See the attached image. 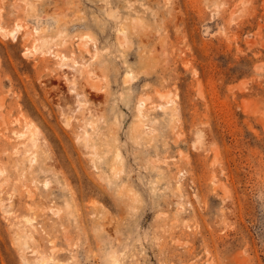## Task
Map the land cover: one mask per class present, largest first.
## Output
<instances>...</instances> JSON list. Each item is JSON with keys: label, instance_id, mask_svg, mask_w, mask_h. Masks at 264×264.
Wrapping results in <instances>:
<instances>
[{"label": "rangeland", "instance_id": "374dc122", "mask_svg": "<svg viewBox=\"0 0 264 264\" xmlns=\"http://www.w3.org/2000/svg\"><path fill=\"white\" fill-rule=\"evenodd\" d=\"M0 170V264H264V0H0Z\"/></svg>", "mask_w": 264, "mask_h": 264}, {"label": "bare ground", "instance_id": "6f19581e", "mask_svg": "<svg viewBox=\"0 0 264 264\" xmlns=\"http://www.w3.org/2000/svg\"><path fill=\"white\" fill-rule=\"evenodd\" d=\"M24 26L23 23L21 22H17L15 24V27L13 29H6L4 27H2L3 31L6 33V35H9V34H12L14 37L17 36V33L22 29V27ZM29 28V27H28ZM28 30V29H27ZM29 32H32L33 34L39 32L38 29H36L35 27H32L31 29L29 28L28 30ZM122 31L124 32L125 29H122ZM28 33V32H27ZM36 35V34H35ZM81 41H80V44H86L89 40V38H87V36L85 35H81ZM34 41L32 43L31 46H28L27 47V52L28 53H35L36 51H38L41 47V44H40V37H34ZM47 52V51H46ZM27 53V54H28ZM51 53H53L56 57L60 58V66L62 68H65V67H69V66H72L74 68H76V65L77 63L81 65V62L80 60L77 58L78 56H75V57H72V61H70L68 59V55L66 53H63V52H60V51H57V50H53L51 51ZM73 53H75V51H73ZM66 69V68H65ZM65 69H63L65 71ZM78 69V67H77ZM79 70H82V67L80 69V66H79ZM67 71V70H66ZM82 72V71H81ZM71 88L74 89L75 88V84H72L71 85ZM146 102V98H142L141 101H140V108L142 109V106L145 104ZM167 103L165 104H162L160 103V106H163V107H167ZM20 119L18 118L17 121H19ZM28 121V120H27ZM31 124V123H30ZM28 125V124H27ZM24 127H26V124L24 125ZM31 127H28L27 129L25 128L24 130H17V129H14V133H15V136L11 137V138H14V139H18V138H22V137H27L29 136V134H31L32 132H34L32 129H30ZM32 130V131H31ZM39 133V131H37ZM37 132L35 131V133L37 134ZM35 134V135H36ZM34 136V135H33ZM35 139H37L38 137H34ZM37 143V142H36ZM31 145V142L30 140L28 141L27 143V148L24 152H26V160L27 161H32L34 160L36 157H37V150L39 149H34V150H31L29 147ZM17 147V150L15 151V153L17 151H21L20 150V146H16ZM35 147V146H34ZM36 147H38V145H36ZM33 148V147H32ZM1 172V170H0ZM2 190H0L1 192ZM2 195V193H1ZM3 198V197H1ZM0 198V202L3 200ZM3 202V201H2ZM1 202V203H2ZM16 223H19V225L16 227L15 231H16V234L22 238L23 236H25L26 234L28 233H31L32 232V226H33V222H32V217H26V219L22 222H16ZM15 223V224H16ZM15 226V225H14ZM18 237V238H19ZM44 262V260H42Z\"/></svg>", "mask_w": 264, "mask_h": 264}]
</instances>
